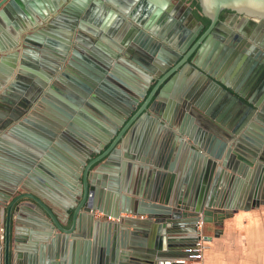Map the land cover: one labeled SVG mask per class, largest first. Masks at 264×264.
<instances>
[{
  "label": "water",
  "instance_id": "95a60500",
  "mask_svg": "<svg viewBox=\"0 0 264 264\" xmlns=\"http://www.w3.org/2000/svg\"><path fill=\"white\" fill-rule=\"evenodd\" d=\"M45 1L48 11L55 12L56 7L51 0H0V20L1 17L18 19L27 13V7L34 9L39 17L45 20L47 14ZM198 4L202 14L210 20L201 34L199 33L204 25L195 18L192 7L183 0H177L175 5L171 4V0H69L62 14L68 17L56 15L50 17L47 24L50 28L49 33L54 37L55 35L60 37L63 43L57 44L56 41L44 39L42 36L38 38L26 36L23 38L22 50L28 56L30 46L40 51L49 50L50 58L45 67L50 74H54L66 57L69 46L72 45L73 54H78L87 60L96 71L95 75L84 71L88 76L80 74L74 79V83L80 87L76 88L81 95L79 100L102 96L107 103L122 109V118L136 106L146 92L148 79L155 78L156 82L149 95L129 119L133 121L145 112L151 94L169 75L179 72L182 68L192 70L193 75L197 77L203 78L204 75L212 80L211 72L202 66L199 56L191 61L190 56L195 50L197 52L203 50L201 46L206 39L216 37L222 41L227 37V33L219 28V26H225V21L220 18L223 11L233 12L234 19L242 14L245 22L239 30L241 36H233L241 46L242 59L232 64L229 69L241 75L244 82L252 88V93L255 92V96L258 95L261 100L253 101L254 97H244L251 103L250 105L245 103L247 110L239 116L237 124L227 126L229 131L221 130L220 132L224 138L220 144L221 149L227 145L228 140L235 138L234 157L232 158L229 154L226 160L220 163L216 172L210 169L212 173L207 174L205 170L199 175L197 181L191 177H179V175L169 176L167 181L163 178L162 184L152 194L144 190L141 185L126 190L130 196L122 193L120 187H116L112 193L110 190L106 193L103 189L116 182L114 175L109 179V183L105 181V171L110 166L101 165L95 172H91L89 168L109 154L116 139L84 166L79 177L83 158L89 151L98 152L99 146L106 141V138L93 141L76 132L77 145L80 147L84 145L86 148H81L82 153L68 152L69 155H62L53 141L26 133L25 131L28 130L14 117L5 119L4 116H0V129L9 128L11 132L18 133L23 140L29 142L25 143V149H21L14 146L8 147L7 143L0 139V206L4 210L2 264H12L11 220L16 208L15 203L21 204L18 208L22 211L28 209L47 214L55 226L70 222L68 229L61 227L64 230L72 232L78 226V236L85 239L86 252L90 250L96 264H167L166 257L172 253L173 247L179 246L181 241L197 239L195 233L199 221L204 224L222 225L223 220L230 217L235 208L236 195L232 197L229 193L230 191L238 193L236 182L239 183L241 177L249 176L250 181L248 189L239 191L238 195L253 201L255 206L264 203V130L262 136L255 134L252 130L253 121H251L255 113L257 119L264 124V65L246 62L253 54L264 59V50L255 44L248 43L242 37V35L251 36L250 29H252L254 41L260 42L261 31L264 28V0H198ZM135 13H139V16L136 17ZM176 17L178 23H190L193 30L181 27L183 30L181 33L174 29L163 35L155 34L154 22ZM192 40L195 41L189 47ZM260 45L264 48L263 44ZM16 56L17 54L13 53L11 57ZM72 58L76 59L75 56ZM69 64L79 69V66L71 60ZM134 64L144 69L148 76L140 87L135 85V71L139 69ZM140 72L143 73L142 70ZM68 77L73 79L70 75ZM169 83L161 88L166 90ZM42 85L44 86V83H41ZM40 91L41 89L35 84L31 86L26 107L32 106L35 101L36 104L38 103L37 106H42V103L36 99ZM186 99L187 101L179 97L178 102L181 103V108L189 110L193 115L194 108L190 105L194 104L199 108L201 106L194 102L192 96L188 95ZM40 100L47 101L44 98ZM88 102H86L87 105L100 111ZM260 102H263L262 107H259ZM43 107H45L43 110H48V102ZM257 107L260 108L259 111H256ZM56 109L60 113L52 111L56 119H60L57 124L66 127V130L68 129L66 132L71 131L70 124L67 125L64 122V119L71 117L70 113ZM184 110L179 112L182 118L181 124L176 126V132L166 136L163 141L164 145L159 152L160 157L157 159L158 162L155 161V164L159 166L164 165L173 170V166L178 163L181 154L187 148L197 151L196 147H199L200 150L205 149L207 154L215 155L212 150L219 140L205 141L204 131H201L200 127L203 125V118L212 116L210 112L205 110L204 113L197 112V115L195 114L192 118ZM151 111L163 119L166 118L165 112L161 110L151 109ZM148 116H150L149 113ZM155 118L152 119L155 120ZM25 121L29 122L28 119ZM200 134L201 137H199ZM51 135L54 137L55 132ZM86 142L92 146L86 145ZM197 156L200 158L202 153L198 152ZM218 156L215 155L216 158ZM130 158L137 159L134 156ZM210 165L214 167L215 163L212 161ZM116 166L120 165L116 164ZM67 172L79 178L78 182L73 179L76 186L70 185L71 177ZM224 177L234 180L233 191L229 187L227 191L225 190L226 193L222 191L223 189L218 192ZM17 191L19 193L7 203L10 196ZM222 193L225 196H221ZM105 194H107L106 197ZM48 195L54 198L64 195L67 202L61 205L62 216L45 204L44 198ZM228 196L231 199H228ZM24 198H30L32 201L22 202ZM71 208L72 211H70ZM95 211L113 217L114 221L104 222L95 218ZM121 213L145 219L131 220L122 217ZM91 219L97 222L93 225ZM122 224H130L137 232H141L143 236L141 243L143 247L139 253L141 262H138L137 256H131V252L127 251L137 249L135 250L126 242V231L121 229ZM134 225H140L142 228ZM87 238L90 241H87ZM86 258H88L87 254Z\"/></svg>",
  "mask_w": 264,
  "mask_h": 264
},
{
  "label": "crops",
  "instance_id": "0c3cea01",
  "mask_svg": "<svg viewBox=\"0 0 264 264\" xmlns=\"http://www.w3.org/2000/svg\"><path fill=\"white\" fill-rule=\"evenodd\" d=\"M51 1L55 5L56 10L50 13L45 1L47 10L45 20H42L31 7H27V13L18 19L1 17L0 116H4L5 119L14 117L18 120V123H22L25 129L28 130L25 131L26 133L28 132L30 135H35L44 140L53 141L57 144L56 148L62 155L82 153L81 148H86L84 145H81L82 147L77 145L75 141V138H78L76 132L93 141L106 138V141L99 146L98 152L89 151L83 158L79 177L84 166L116 139L117 141L109 154L89 168L91 172H95L101 165L110 166L105 171V181L109 183V179L114 175L116 182L103 189L106 193H109V190L112 193L116 190V187H120L122 193L130 196L126 193V190L128 191L131 187L133 189L137 185H141L144 190L152 194L162 184L163 178H166L165 180L167 181L169 176L179 175V177H191L194 181H197L199 175L205 170H207V174L216 172L220 163L225 161L229 154L232 158L234 157L235 138L228 140L226 142L227 145L221 149L220 144L224 138L221 136L220 131H229L227 126L229 124L231 126L237 124L239 116L247 110L245 103L250 105V101H247L244 97H254L253 101L261 100L258 95L255 96V92L252 93V88L244 82L241 75L229 69L232 64L242 59L240 57L241 47L230 36L233 31L240 30L243 26L242 22L226 21L225 26H219V28L226 32L228 37H225L222 41L216 37L208 38L202 43L201 48L203 50L196 52L193 60L199 56L202 66L211 72L212 80L204 75L203 78L197 77V75H193L192 70H183L182 68L179 72L169 75L165 79L157 90L152 93L153 95L151 94L149 101H147L145 112L130 121L129 119L135 110L149 95L156 82L155 78L148 79L149 83L146 87V92L136 106L122 118V109L119 106L107 103L102 96H96L93 99L88 98V100L83 99V101L79 100L81 95L77 89L80 87L77 83H74V79L80 74L88 76L85 72L95 75L96 71H94V68L90 66L87 60L78 54H73L72 45L69 46L68 53L59 66L60 69L58 68V72L56 71L57 73L54 74H50L45 67L50 58L49 50L40 51L30 46L31 54L29 53L28 56L23 53V38L26 36L34 38L42 36L44 39L49 38L56 41L57 44L63 43L60 37L56 35L54 37L49 33L50 28L47 27L46 23L50 17L59 15L69 0ZM171 4L175 5L176 3L171 0ZM181 27L193 30V26L190 23H178L177 17L161 22L156 21L153 24L155 34L158 35H163L174 29L179 30ZM252 31L250 29L251 36L245 37L246 35H242V37L248 43L255 44L258 48L264 50L260 45L263 44L264 46V28L261 31L260 42L254 41ZM72 41H74L73 38ZM13 53H16L17 56L12 58ZM255 55H250L247 61L254 60ZM73 56L76 59L72 58ZM70 60L76 63L79 69L72 67L75 69L73 70L74 72L67 70L65 67ZM134 65L139 69L135 71V85L140 87L148 76L144 69H141L136 64ZM49 74L51 75L50 77L48 76ZM68 75L73 79H70ZM168 82H170L168 88L163 90L161 87L167 85ZM41 83H44V86H41ZM33 84L41 89L36 98L39 103H42L40 107L39 105L37 106L38 103L36 104V101L32 106L26 107V99H29L28 94H30V88ZM188 95L192 96L194 102L203 108L200 109L201 107L191 104L190 106L194 108L193 115L189 110L181 108V103L178 102L179 97L187 101L186 96ZM40 98L47 100L46 102L49 104L48 110H43L46 102L41 101ZM87 101L100 111H96L87 105ZM262 106L263 102H260L259 107ZM56 108L61 109L62 112L70 113L71 117L64 119V122L67 125L70 124L71 131L66 132L68 130H66V127L58 125L57 121H60V119H56V115L52 111L59 112ZM151 109L165 112L166 118L163 119L155 115ZM259 109L257 107L256 111H259ZM181 110H184L192 118L195 114L197 115V112L204 113V110L210 112L212 116H206L208 120L203 118L204 122L200 127L201 131H204L203 136L205 135V138H203L205 141L219 140L214 147L213 143H211L212 152L219 156L216 158L215 155L207 154L205 149L200 150L199 147H196L197 151L202 153V156L198 158L196 150L187 148L183 151L178 163L173 166L172 170L171 167L155 164V161L158 162L159 152L162 150L166 136L168 137L172 132H176V126L181 124L182 115L179 113ZM148 113L150 116H148ZM153 117L158 120L156 118L155 120L152 119ZM25 119H28L29 122L26 123ZM251 121H253L252 130L254 133L262 136L264 124L257 119L255 113ZM116 124L117 126L115 127ZM197 125L199 124L197 123ZM53 132H55L54 137L51 135ZM201 134L199 137H201ZM0 139L4 143L6 142L8 147L14 146L21 149H25L26 144L29 143L27 140H23L18 133L11 132L9 128L0 129ZM85 144L92 146L89 142ZM130 156L137 157V159H132ZM212 161L215 163L214 167H210ZM116 164L120 166H116ZM210 169H212V172ZM68 174L71 177V180H69L70 185L76 186V182L74 183L73 179L78 182L79 178L74 177L70 173ZM164 174L165 177H163ZM223 179V184L219 187L218 192L221 189H223V192L227 191L229 187L233 191L232 188L235 187L233 186L235 184L234 180L225 179V177ZM249 181L248 176L241 177L239 183L236 182L238 193L248 189ZM21 191H25V189H21ZM17 193L19 192L17 191L10 196L7 203ZM238 193H231L230 191L229 196L232 195L234 197L236 195L234 197L235 208L230 217L223 220L222 225H215L214 223H205L203 225L202 235L206 240L207 248L199 264H264V203L255 206L253 201L244 196H239ZM65 195L69 197L68 194ZM223 195L224 193L221 194V196ZM104 196L106 197L107 194ZM229 196L228 199H231ZM237 196L239 197L237 198ZM21 201L31 202L32 200L24 198ZM44 202L52 211L62 216L61 205L67 201L64 195L59 196V198L48 195L44 198ZM20 205V203H15L16 208L11 220L10 249L12 264H96V261L92 259L90 250L88 253L86 252L85 239L78 236V226L72 232L64 230L70 227V222L55 226L47 214L28 209L22 211L18 208ZM70 211H72V208ZM120 215L131 220L136 219L137 221L145 219L135 218L133 215L126 213H121ZM106 221L110 220H104V222ZM96 222L95 219H91V224L94 225ZM134 226L141 227L140 225ZM3 227L4 210L0 206V264L3 262ZM121 229L126 231V242L135 250L137 249L136 251L130 249L127 251L131 252V256H137L139 258L137 259L139 260L138 262H141V257L139 256L143 247L141 244L143 238L141 232H137L130 224H122ZM87 241H90V239L87 238ZM192 243L193 241L184 240L181 241L179 246L173 247L172 253L166 257L168 260L167 264H175L173 262L174 259L182 257L184 255L183 249ZM86 254L88 258H86Z\"/></svg>",
  "mask_w": 264,
  "mask_h": 264
},
{
  "label": "built area",
  "instance_id": "2783aa9c",
  "mask_svg": "<svg viewBox=\"0 0 264 264\" xmlns=\"http://www.w3.org/2000/svg\"><path fill=\"white\" fill-rule=\"evenodd\" d=\"M94 216L97 219L114 220L113 217L107 216L99 211H95ZM203 225L204 223L202 221L197 223V231L195 233L197 239L183 249L184 255L182 257L174 259L176 264H199L202 261L204 252L207 248L206 240L202 235Z\"/></svg>",
  "mask_w": 264,
  "mask_h": 264
},
{
  "label": "flooded vegetation",
  "instance_id": "af4514ba",
  "mask_svg": "<svg viewBox=\"0 0 264 264\" xmlns=\"http://www.w3.org/2000/svg\"><path fill=\"white\" fill-rule=\"evenodd\" d=\"M183 1H185V3L186 4H188V2L186 1V0H183ZM69 2V1H68ZM173 2L174 3H177V0H173ZM67 5V4H66ZM65 5V6H66ZM189 5V4H188ZM64 6V7H65ZM191 6V5H190ZM64 9V8H63ZM192 13H193V9H192ZM62 14H64L63 13V10L60 12V14L58 15V16H66V15H62ZM183 14H184V12H183ZM193 15H194V13H193ZM56 15H54V16H52V17H55ZM135 16L137 17V16H139V13H135ZM195 16V15H194ZM242 14H239L238 15V17L236 18V20L234 19V13L233 12H230V11H223L221 14H220V18L222 19V20H224L225 22L227 21V22H234V21H236V23H244L245 22V20L244 19H242ZM66 17H68V15L66 16ZM130 18V17H129ZM195 18L197 19V17L195 16ZM130 20L131 21H133L131 18H130ZM200 23H202L199 19H197ZM49 22L47 21V23H46V25L48 24ZM203 24V23H202ZM138 28H140V26L138 25ZM183 28V27H182ZM182 28L181 29H179L178 31H179V33H181L183 30H182ZM207 28V27H206ZM205 28H204V26H203V29L200 31V33L199 34H201L202 33V31L204 30ZM177 31V32H178ZM234 35H236V36H240L241 35V33L239 32V31H233L232 32V34L230 35L231 37H232V39L234 40V42H236L237 43V45H239V43H238V41L233 37ZM199 36V35H198ZM197 36V37H198ZM228 37V36H227ZM194 41L195 40H192V42H191V44L189 45V47H191L192 46V44L194 43ZM240 46V45H239ZM241 47V46H240ZM196 52H197V50H195L193 53H192V55L190 56V61L191 60H193V58H194V56L196 55ZM259 59V60H258ZM252 62V64H253V62H257L258 64H263L264 65V59L262 58V57H259V56H256L255 55V58H254V60H249V62ZM248 62V61H247ZM73 67V66H72ZM71 67V65L68 63V65L65 67L67 70H71V72H74L73 71V68ZM60 69V68H59ZM57 72H58V70H57ZM57 72H55V73H57ZM70 72V73H71ZM61 74H63V73H61ZM60 80V79H59ZM154 86V85H153ZM251 104V103H250ZM220 132H222V131H220ZM95 217V216H94Z\"/></svg>",
  "mask_w": 264,
  "mask_h": 264
},
{
  "label": "trees",
  "instance_id": "16d2710c",
  "mask_svg": "<svg viewBox=\"0 0 264 264\" xmlns=\"http://www.w3.org/2000/svg\"><path fill=\"white\" fill-rule=\"evenodd\" d=\"M186 1L188 2L189 5H191L194 15L197 17V19H199L203 23L204 28H206L209 25L210 20L209 18L205 17L202 14L198 4V0H186Z\"/></svg>",
  "mask_w": 264,
  "mask_h": 264
}]
</instances>
